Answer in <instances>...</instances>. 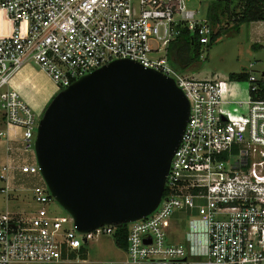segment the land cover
Masks as SVG:
<instances>
[{
  "label": "built area",
  "instance_id": "2783aa9c",
  "mask_svg": "<svg viewBox=\"0 0 264 264\" xmlns=\"http://www.w3.org/2000/svg\"><path fill=\"white\" fill-rule=\"evenodd\" d=\"M198 15L187 0H0V139L8 140L10 128L22 131L19 146L7 145L1 192L7 197L19 190L17 176L36 179L29 204L0 214V264L78 261L86 243L114 236L118 226L79 232L68 213L55 211L35 156L39 122L9 88L11 76L35 65L58 93L121 59L173 79L189 103L158 207L126 224L127 261L264 264V100L254 96L259 79L251 70L248 99L231 100L229 79L197 78L171 65L168 49L183 29L202 49L209 45L213 28ZM173 215L186 218L185 242L169 237L176 235Z\"/></svg>",
  "mask_w": 264,
  "mask_h": 264
},
{
  "label": "water",
  "instance_id": "95a60500",
  "mask_svg": "<svg viewBox=\"0 0 264 264\" xmlns=\"http://www.w3.org/2000/svg\"><path fill=\"white\" fill-rule=\"evenodd\" d=\"M188 116L173 79L127 59L53 97L37 127L35 156L79 232L128 224L158 207Z\"/></svg>",
  "mask_w": 264,
  "mask_h": 264
},
{
  "label": "rangeland",
  "instance_id": "374dc122",
  "mask_svg": "<svg viewBox=\"0 0 264 264\" xmlns=\"http://www.w3.org/2000/svg\"><path fill=\"white\" fill-rule=\"evenodd\" d=\"M212 2L211 0H187V5L190 10L199 13L198 17L207 18V7ZM230 2L232 3V9L237 12L238 5H236V0H231ZM211 27L214 33L220 31L222 33L221 36L214 43L209 44L201 50L200 58L194 62V65L187 69L177 70L197 78L219 77L223 80H228L231 74L250 72L252 70V73H254L258 79H261L264 73V44L259 41L257 37L258 34L252 30L251 25H235L233 21L225 16L222 17L220 24ZM254 42H258V46H255ZM250 65H252L251 68ZM234 84L243 87L245 90L243 92H246V94L240 100L246 101L249 96V82L247 80L241 82L234 81ZM232 108L233 107H230V109ZM34 113L39 122L42 117L41 113ZM1 128H3V123L0 112V129ZM8 144L11 145L10 143ZM6 147V139H0V173L1 167L9 160ZM19 156L26 158L29 157L30 154L21 152ZM34 183H36V179ZM34 183L32 180L29 182L26 181L25 177L17 176L16 181L13 182V186L22 185V187H19L17 191H9L6 197V194L1 192V189L4 188V184L0 182V214L6 211V199L9 201L11 211L14 205H23L24 207L29 204L31 202V192L28 188L33 186ZM55 211L59 214L67 215V212L57 202H55ZM180 217V215H173L172 217L173 221L178 218L175 220L172 232L176 235H169L172 242H174V240L185 242L184 232L186 218L179 220ZM85 250L86 261L79 259L78 261L74 260L71 262L66 261L52 264H119L120 261L126 259L125 252L115 245L113 236H101L96 240H92L85 244Z\"/></svg>",
  "mask_w": 264,
  "mask_h": 264
},
{
  "label": "trees",
  "instance_id": "16d2710c",
  "mask_svg": "<svg viewBox=\"0 0 264 264\" xmlns=\"http://www.w3.org/2000/svg\"><path fill=\"white\" fill-rule=\"evenodd\" d=\"M231 0L224 2H212L207 7V20L211 26L221 23L222 17H227L235 25L248 24L251 22L264 21V0H236L238 11L232 9ZM235 8V7H234ZM221 32L212 33L210 43H214L220 36ZM202 47L199 45L196 37L183 29L181 35L173 41L168 49V57L171 65L178 70L187 69L194 65V62L200 58ZM249 75L247 72L229 75L230 81H246ZM252 95V93H250ZM255 98L264 100V77L258 81V91ZM127 225L121 224L116 227L114 238L115 245L126 250L127 242ZM80 258L86 259V250L80 251Z\"/></svg>",
  "mask_w": 264,
  "mask_h": 264
},
{
  "label": "crops",
  "instance_id": "0c3cea01",
  "mask_svg": "<svg viewBox=\"0 0 264 264\" xmlns=\"http://www.w3.org/2000/svg\"><path fill=\"white\" fill-rule=\"evenodd\" d=\"M248 24L251 25L252 30L258 34L257 37L259 41L264 44V21L251 22ZM254 44L255 46H258V42H254ZM263 77L264 75L262 76V78ZM9 88L16 91L19 97L26 104H28V106L31 108L32 111L39 112L41 113V115L43 114L44 110L46 109L50 101L53 99V97L57 94V88L53 83V81L51 80V78L40 68L32 64L22 66L18 71H16L11 76L9 80ZM228 90L229 93L227 97L228 99L231 100H240L246 94V92H243L245 91L243 87L234 84V81H228ZM1 129H5V126H3V128ZM8 134H9L8 140H6L7 145H9L8 143H10L11 144L10 146L13 147L19 146L21 142L22 131L18 128H10L8 129ZM21 207L23 208V205H14V207L12 208V212L19 211L20 209H22ZM6 210L11 211L9 207V201L7 199H6ZM174 242H179V241L174 240ZM86 260L87 259L83 261ZM119 264H131V263L127 261V256H126V259L120 261Z\"/></svg>",
  "mask_w": 264,
  "mask_h": 264
}]
</instances>
